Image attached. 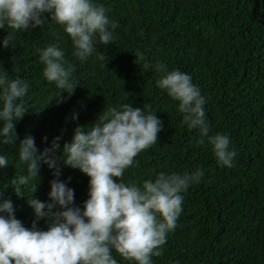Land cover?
Masks as SVG:
<instances>
[{
    "label": "trees",
    "instance_id": "trees-1",
    "mask_svg": "<svg viewBox=\"0 0 264 264\" xmlns=\"http://www.w3.org/2000/svg\"><path fill=\"white\" fill-rule=\"evenodd\" d=\"M98 2L109 9L118 27L114 41L97 43L86 62L72 55L70 35L50 13H45L48 19L42 26L16 32L14 47L3 46L9 29L0 28V69L30 83L24 98L29 109L16 125L19 138L0 143V153L10 163L0 168V191L31 227L35 216L28 197L18 196L10 184L13 177L27 174V165L19 160V140L32 134L42 151L59 135L62 148L75 127L94 122L109 105L150 104L164 127L157 142L125 170L123 180L142 183L160 171L205 170L183 193V212L168 233L163 255L153 257L154 264H264V0ZM55 42L76 65L73 81L78 85L64 102L58 97L63 90L43 76L39 59L38 49ZM161 60L169 69L190 73L201 88L210 134L229 135L236 150L232 167L217 162L207 141L196 144L198 130L182 126L178 102L156 85L155 68H143L146 62ZM74 111L78 119H72ZM53 178V170L43 164L41 177L30 181L39 183L35 195L49 200ZM59 178L75 189V202L82 207L89 176L64 165ZM48 219L41 218L38 225L46 229ZM113 255L120 264H131L114 249Z\"/></svg>",
    "mask_w": 264,
    "mask_h": 264
},
{
    "label": "clouds",
    "instance_id": "clouds-1",
    "mask_svg": "<svg viewBox=\"0 0 264 264\" xmlns=\"http://www.w3.org/2000/svg\"><path fill=\"white\" fill-rule=\"evenodd\" d=\"M108 12L98 0H0V28L9 29L2 44L14 47L16 32L42 26L48 19L45 13H50L51 20L70 35L72 55L86 62L97 51V43L107 45L115 39L118 24ZM38 52L43 76L63 90L58 97L64 102L78 85L73 81L76 65L59 42ZM153 67L159 74L156 85L178 102L182 126L198 130L196 144L207 141L217 162L232 167L236 150L229 135L210 134L207 98L192 75L179 67L169 69L162 60L143 65L144 69ZM29 88L28 80L19 75L12 78L0 69V143H16L19 138L16 125L29 109L24 101ZM64 91L68 97L62 96ZM78 117L74 111L72 119ZM163 127L150 104L121 103L103 109L94 122L75 127L62 148L59 135L42 151L32 134L20 139L19 160L27 165V174L13 177L10 184L18 196L27 195L35 219L31 227L26 226L16 215L14 201L0 191V264H120L113 249L131 264H154L153 257L163 255L168 233L175 230L183 212V193L205 175L204 168L198 167L194 171H160L155 179L142 183L123 180L125 170L139 153L157 142ZM9 164L8 156L0 153V168ZM43 164L54 176L47 201L35 195L39 183L30 184L41 177ZM64 165L78 168L90 178L82 207L75 202V189L59 178ZM45 217L49 218L46 229L38 225Z\"/></svg>",
    "mask_w": 264,
    "mask_h": 264
}]
</instances>
